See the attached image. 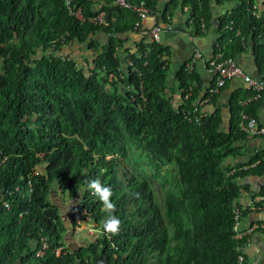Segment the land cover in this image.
<instances>
[{
  "label": "trees",
  "instance_id": "16d2710c",
  "mask_svg": "<svg viewBox=\"0 0 264 264\" xmlns=\"http://www.w3.org/2000/svg\"><path fill=\"white\" fill-rule=\"evenodd\" d=\"M126 1L0 0V264H239L235 210L264 195V183L250 182L264 177V149L244 160L241 114L259 119L264 91H234L226 123L206 105L229 82L213 93L184 64L177 105L167 93L172 48L150 40L143 20L165 28L185 13L195 36L215 31V55L251 53L264 82V0ZM131 32L144 33L134 50ZM75 42L94 54L87 70L62 54ZM125 135L159 181L160 200L139 168L121 177ZM96 179L114 193L119 235L103 229L109 213L87 189ZM256 206L243 222L264 200ZM82 221L98 233L87 244L73 240Z\"/></svg>",
  "mask_w": 264,
  "mask_h": 264
},
{
  "label": "crops",
  "instance_id": "0c3cea01",
  "mask_svg": "<svg viewBox=\"0 0 264 264\" xmlns=\"http://www.w3.org/2000/svg\"><path fill=\"white\" fill-rule=\"evenodd\" d=\"M187 15L183 12L177 11L172 17L173 25L178 30H163L161 39L159 40L165 45H169L172 48L171 56V73L169 79V86L167 93L172 95L174 102L180 105L182 102L181 91L178 88L177 81L175 79V73L184 64H188L195 59L193 66L198 70L203 83L204 88L209 89L216 81L217 72L210 67L208 61L212 59L216 54L217 36L215 31L209 30L207 33L201 35H194V26L188 24ZM156 22V17L153 15H145L143 24L145 28L150 29ZM163 25V23H161ZM176 31V32H175ZM142 34L131 32L128 36L126 46L135 49L136 42L142 38ZM199 53L200 57H196ZM238 63L250 75L259 78V72L251 53H243L237 57ZM239 88L247 89V83L242 78H233L229 81V84L217 100L214 105H206V109L215 110L220 109L224 116L226 123L230 120V95ZM203 103H206L205 101ZM205 105V104H204ZM259 119L264 123V103L259 108ZM247 147V153L244 157L245 161H248L249 155L258 149H264V137H256L249 139L243 143ZM253 188L257 189L261 183H264V177H253L250 179ZM250 199L249 196L244 198ZM264 222V209L253 210L248 213L244 218L245 225L253 222ZM248 259L252 264H264V232H257L254 238L247 244Z\"/></svg>",
  "mask_w": 264,
  "mask_h": 264
},
{
  "label": "built area",
  "instance_id": "2783aa9c",
  "mask_svg": "<svg viewBox=\"0 0 264 264\" xmlns=\"http://www.w3.org/2000/svg\"><path fill=\"white\" fill-rule=\"evenodd\" d=\"M118 3L128 6L129 3L126 0H118ZM76 15L81 18V13L76 12ZM104 22L103 13L99 15L98 18H95L96 22ZM163 30H174L173 24H169L165 28L160 25L154 24L150 28L149 38L150 40H159L160 34ZM68 58V55H63ZM196 57H200V54L197 53ZM194 60L189 62L187 65L191 68L194 64ZM210 67L216 70V81L215 85L210 87V91L215 93L219 92L222 87H224L229 81L233 78H242L246 83L248 88L253 89L256 94L255 99L261 97L262 91H264V82L250 75L246 70L240 65L234 57H223L221 53L215 55L212 59L208 61ZM189 96V95H187ZM208 99H205L207 102ZM251 99H247L244 103H248ZM240 125L242 130L245 132L246 136L249 139L256 137H264V123L261 122L258 118L249 115L246 112L241 114ZM264 200V195H256L254 199L244 200L242 205L237 207L235 215V223L233 226L234 236L238 240L236 250L238 253V263L239 264H252L248 259L247 255V244L254 238L257 232H264V223H252L248 226H244L243 222V211L246 209H256V204ZM63 252V248L57 250V254ZM41 254V252H40Z\"/></svg>",
  "mask_w": 264,
  "mask_h": 264
},
{
  "label": "rangeland",
  "instance_id": "374dc122",
  "mask_svg": "<svg viewBox=\"0 0 264 264\" xmlns=\"http://www.w3.org/2000/svg\"><path fill=\"white\" fill-rule=\"evenodd\" d=\"M62 54L64 55H70L72 58H74L77 63L84 68L85 70L88 69V67H91L92 64V60L94 57V54L91 50L87 49V47L84 44H80L78 42L72 43L70 45H67L63 48L62 50ZM123 65L125 66V61H123ZM170 83V82H169ZM170 95V94H168ZM172 96V95H171ZM124 142L126 144V147H128V156H130V159H128V164H129V170L126 168H124V164H120L119 165V169H121V177L123 179H127L131 176V174H129V171H133L135 172L136 168H139V173H142L143 175H145L146 177L150 178L152 180V184L155 187V191L157 193V196L159 198V200L162 198V190L160 187V183L157 179H155L151 173L152 170L149 168L145 158H141L139 157V153L141 152V150H138L136 147V144L132 141L131 138H129L128 136L125 135L124 138ZM244 143V142H243ZM250 157V156H249ZM134 158V161H133ZM56 193H54L55 195ZM69 201H71V205L73 204L74 200L70 199ZM76 202V201H75ZM67 209L65 212V215L68 213V208L69 205L66 206ZM68 217V215H67ZM71 228H69L71 231L72 230V226H70ZM74 236H73V240L74 241H78L79 243H84L87 244L88 241L93 240L96 238V236H98L97 231L95 230V228L93 227L92 224H90V222H81L80 226L76 228L75 231H73ZM68 241H70V239H68ZM66 243H68L66 241ZM67 246V245H66Z\"/></svg>",
  "mask_w": 264,
  "mask_h": 264
},
{
  "label": "clouds",
  "instance_id": "9594fccd",
  "mask_svg": "<svg viewBox=\"0 0 264 264\" xmlns=\"http://www.w3.org/2000/svg\"><path fill=\"white\" fill-rule=\"evenodd\" d=\"M87 189L92 191L93 194L99 198L103 205V211L109 213L103 225L104 231L111 236L119 235L121 231V221L114 215L116 205L112 201L114 195L112 189L102 185L99 179L89 181L87 183ZM100 264H104V262L101 261Z\"/></svg>",
  "mask_w": 264,
  "mask_h": 264
},
{
  "label": "water",
  "instance_id": "95a60500",
  "mask_svg": "<svg viewBox=\"0 0 264 264\" xmlns=\"http://www.w3.org/2000/svg\"><path fill=\"white\" fill-rule=\"evenodd\" d=\"M176 32V31H175ZM163 33V31L161 32V34ZM161 34H160V37H159V40L161 39Z\"/></svg>",
  "mask_w": 264,
  "mask_h": 264
}]
</instances>
